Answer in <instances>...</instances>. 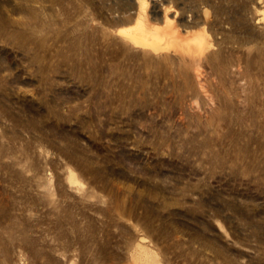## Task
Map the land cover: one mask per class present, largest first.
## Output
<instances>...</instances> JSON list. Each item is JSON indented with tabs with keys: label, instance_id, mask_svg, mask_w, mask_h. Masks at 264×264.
<instances>
[{
	"label": "rangeland",
	"instance_id": "1",
	"mask_svg": "<svg viewBox=\"0 0 264 264\" xmlns=\"http://www.w3.org/2000/svg\"><path fill=\"white\" fill-rule=\"evenodd\" d=\"M145 249L264 264V0H0V264Z\"/></svg>",
	"mask_w": 264,
	"mask_h": 264
},
{
	"label": "bare ground",
	"instance_id": "2",
	"mask_svg": "<svg viewBox=\"0 0 264 264\" xmlns=\"http://www.w3.org/2000/svg\"><path fill=\"white\" fill-rule=\"evenodd\" d=\"M136 28L138 35L134 36L133 38L136 40V42L154 47L156 45L155 43L159 42L160 40L166 39L167 37H171L173 39L171 41H173V43L175 42L174 44H176L175 50H178L181 53H183V47L185 42L181 39L178 32L171 30V28L168 27L165 30L159 29L158 27L148 28L146 22L143 21V19H140L139 24L137 25ZM149 37H154L155 42L154 43L149 42L148 41ZM178 38L180 40L179 43H177ZM142 257L143 259L139 261L137 260L138 264H154V261L152 260V255L148 250L145 249L143 251Z\"/></svg>",
	"mask_w": 264,
	"mask_h": 264
}]
</instances>
